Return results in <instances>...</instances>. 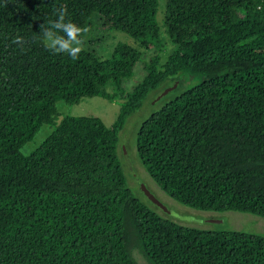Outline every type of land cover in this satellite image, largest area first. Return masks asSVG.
<instances>
[{"label":"trees","instance_id":"obj_1","mask_svg":"<svg viewBox=\"0 0 264 264\" xmlns=\"http://www.w3.org/2000/svg\"><path fill=\"white\" fill-rule=\"evenodd\" d=\"M0 0V264H264V235L208 230L163 218L127 184L118 153L128 116L169 79L198 82L143 121L137 152L171 197L197 209L264 217V0ZM66 19L129 34L156 53L111 126L63 115L57 102L115 100L142 59L118 42L100 59L73 60L39 42L40 25ZM164 33L172 43L165 62ZM19 35L26 43L14 44ZM112 89L108 90L107 86ZM52 131L29 154L43 124Z\"/></svg>","mask_w":264,"mask_h":264},{"label":"rangeland","instance_id":"obj_2","mask_svg":"<svg viewBox=\"0 0 264 264\" xmlns=\"http://www.w3.org/2000/svg\"><path fill=\"white\" fill-rule=\"evenodd\" d=\"M157 21L163 24L165 17V0H159L157 11ZM89 32L86 36L84 50L93 51L100 59L109 57L118 42H126L142 52V59L134 67L133 74L124 78L122 95L115 100H108L101 96L83 97L78 103L67 104L62 101L57 102L58 121L63 115H84L97 116L107 126H111L116 119L120 102L125 97L127 91L134 85L142 81L146 70L144 61L156 53L154 48H144L124 31L105 26L103 17L99 13H94L87 26ZM165 44L159 51L160 61L165 62L171 53L172 43L164 33ZM177 82V85L166 95L155 101L156 96L167 86ZM198 79L194 75L181 74L180 80L169 79L156 94L148 96L143 104L133 111L127 118L124 127L119 132L118 153L122 159L127 184L134 191L135 195L145 202L151 209L165 219H169L182 225H189L208 230H241L264 235V217L250 212L238 210L213 211L191 207L183 204L167 194L161 186L151 177L149 172L141 163L136 146V133L139 125L145 121L150 114L160 109L168 100L175 97L187 88L194 86ZM112 89L111 85L107 86ZM52 126L43 124L37 131L33 139L25 142L21 148L24 154H29L36 149L40 143L50 134ZM156 199L159 202H156ZM212 219H223L213 221ZM133 255L139 264H151L142 252L133 250Z\"/></svg>","mask_w":264,"mask_h":264},{"label":"clouds","instance_id":"obj_3","mask_svg":"<svg viewBox=\"0 0 264 264\" xmlns=\"http://www.w3.org/2000/svg\"><path fill=\"white\" fill-rule=\"evenodd\" d=\"M67 15L66 8H57L55 19L40 25L38 39L47 50L53 53H65L75 60L85 48L89 28L66 19ZM12 42L20 45L26 43L19 35Z\"/></svg>","mask_w":264,"mask_h":264},{"label":"water","instance_id":"obj_4","mask_svg":"<svg viewBox=\"0 0 264 264\" xmlns=\"http://www.w3.org/2000/svg\"><path fill=\"white\" fill-rule=\"evenodd\" d=\"M177 85V82H175L174 84L172 85H169L167 86L164 90H162L155 98V101L158 100L159 98L163 97L164 95H166L170 90H172L175 86ZM156 202H159L157 199H156ZM213 221H222L223 219H212Z\"/></svg>","mask_w":264,"mask_h":264}]
</instances>
